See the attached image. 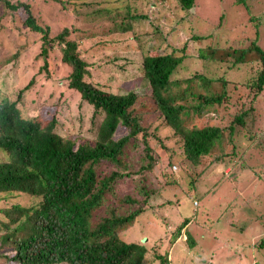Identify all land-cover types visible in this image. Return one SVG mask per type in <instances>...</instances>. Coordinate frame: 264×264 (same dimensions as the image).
<instances>
[{
  "label": "trees",
  "instance_id": "1",
  "mask_svg": "<svg viewBox=\"0 0 264 264\" xmlns=\"http://www.w3.org/2000/svg\"><path fill=\"white\" fill-rule=\"evenodd\" d=\"M140 1L115 0L111 5V0H43L44 10L40 12L41 16L49 12L55 14L62 5L64 12H72L80 18L85 13L78 12L79 9L85 11L87 8L89 16H100L104 12L111 21L113 34L133 32L140 54L145 53L140 59L137 84L147 93L140 96L148 95L153 104L136 110L133 107L138 98L136 92L112 94L83 79L87 64L79 57L75 40L65 39L69 33L67 28L50 38L48 28L32 16L29 4L0 0V5L5 8L4 16L8 14L12 18L10 34L15 37L12 41L14 52L0 44V70L23 54L25 44L15 34V23H18L26 29V35L31 33L39 39L38 57H46L52 46L57 48L61 64L70 69L67 89L76 93L85 104L82 110L91 108L90 120L102 114V119L88 136L89 130L82 133L84 114L82 119L77 118V123L63 116L65 107L56 114L51 106L52 95L45 85L43 90L32 92L33 78L23 86L12 83L10 87H5L0 80V199L22 195L32 201L29 205L16 203L0 209L3 218L0 219V264H149L145 261L146 255L158 264H169L166 251L155 254L152 251L155 245L146 246L145 237L136 238L135 242L119 239L120 231L137 226V220L145 214L148 201H151L148 200L150 194L155 193L153 188H146L141 182L149 179L150 172L160 162H165L167 168L178 165L180 175L190 174L189 179L185 178L190 188L199 169L220 166L228 160V173L223 176L230 173L237 156L234 141L239 135L248 143V150L257 145L264 147L256 140L257 133L253 130L260 127L253 112L257 111L255 103L264 87V50L257 44L258 31L264 27L262 4L258 3L255 9L244 0L231 1L233 6L246 12L251 13V8L254 11L248 20L253 36L242 38L240 43L220 46L215 44L214 35L191 36L190 40L198 45L194 55L196 60L224 64L227 70L243 69L250 81L249 91H252L247 108L240 102L241 97L234 98L237 108L225 119L220 115L216 121H204L199 119L204 109L218 106L223 100L231 103L224 90L225 82L219 78L221 86L215 90L211 85L214 81L200 74L183 79L172 77L187 56L183 53L185 44L181 49L172 48L167 53L160 51L164 39L157 41L155 48L151 39L141 45L139 40H144L145 36L134 30L132 20L150 22V19L147 15H131L140 9L137 5ZM67 4L71 6L70 11ZM161 4L163 13L156 20L175 17L185 23L188 18L201 20L202 17L204 25L210 24L207 17L196 11L202 4L200 0H161ZM224 13L225 10L220 14ZM151 31L161 33L158 25ZM147 45L149 49H146ZM8 88L7 96L5 90ZM143 108L147 113H157V124H141ZM76 109L82 115L78 106ZM133 110L139 113L133 114ZM194 121L197 124L191 123ZM119 130L124 134L114 138ZM258 136L264 141V130H260ZM136 149L139 154L135 164L139 168L132 173L138 178L134 181L135 194L120 198L113 186L122 177H129L125 170L134 163L132 158ZM248 150H242L238 155H246ZM102 163L111 166L107 173L101 172ZM160 175L162 178L165 174L161 172ZM174 176L169 174L162 179L167 183ZM173 183L178 185L177 180ZM215 185L193 199L209 202L208 194ZM177 195L180 197L181 192ZM109 198H114L115 202L109 203ZM236 200L237 210L244 211L239 208L238 198ZM244 203L248 204V201L244 200ZM122 206H127V212L120 213ZM96 210H103L105 214L94 224L90 219ZM188 222L190 219L182 220L171 235L172 241ZM146 229L148 233L153 232ZM187 237V243H192L189 248H193V239L188 234Z\"/></svg>",
  "mask_w": 264,
  "mask_h": 264
},
{
  "label": "rangeland",
  "instance_id": "2",
  "mask_svg": "<svg viewBox=\"0 0 264 264\" xmlns=\"http://www.w3.org/2000/svg\"><path fill=\"white\" fill-rule=\"evenodd\" d=\"M6 1L11 4H29L32 16L48 28L50 38L58 35L63 28H67L69 33L65 39L75 40L78 55L87 64L85 66L87 73L83 78L86 82L95 84L102 91L112 94L136 92L138 98L133 106L136 110L143 105L153 106L148 95L140 96V94L147 93L144 87H138L137 84V78L140 74V59L145 53L140 54L138 45L132 37V31L125 35L118 34V32L113 34L111 21L107 19L104 12H101L100 16H89L87 14L89 9L85 8V11L79 9L78 12L85 14L78 18L72 12H69L70 14L64 12L61 8L62 5L59 4L58 13L49 12L41 16L40 12L44 10L43 0ZM114 1L111 0L110 4L113 5ZM200 1L202 4L199 5L200 7L197 6L198 10L196 9V11H198V15L205 16L210 20L209 25L203 24L202 17L201 20L193 17L188 18L185 23L179 22L175 17L168 20H156L163 13L161 0H141V4L137 3L140 9L137 12H131V15H147L150 19V22L140 19L132 20L135 23L133 25L134 30L140 31L138 34L141 35L142 33L145 36L144 40H139L141 45L151 39L150 43L155 48L157 41L161 42L164 39L161 42L160 51L167 53L172 48L181 49L185 44L183 53L187 56L175 69L172 77L183 79L200 74L214 81L211 85L215 90L217 87L220 89L222 81L219 78L223 79L225 82V84L223 83L224 90L230 96L228 98L231 99V103H225L223 100L220 105H212L204 109L199 115L201 120L216 121L220 115L225 119L227 114L232 113L237 108L234 98L237 100L241 97L242 101L240 102L244 108L249 106V100L252 96V91H249L251 86L248 85L250 81L247 80V74L243 69L241 71L227 70L224 64L201 63L196 60L194 55L198 45L190 40L191 36L193 34L199 36L214 35L215 44L220 46H230L235 42L240 43L242 38L250 37L251 34L253 36V30L250 29L248 20L253 16L252 12L254 11L251 8V13L246 12L239 6H233L230 1ZM244 2L253 5L255 9L258 3H261L264 8V0H244ZM67 8L70 11L71 6L67 4ZM223 10L225 13L220 14ZM4 13L5 8L0 5V44L9 52L12 50L14 52L15 48L12 41H15V37L10 34V30H13V21L8 14V16H4ZM156 25L160 27V34L151 31ZM15 28V34L25 44L24 51L14 62L8 63L0 70V80L2 79L3 85L10 87L12 83H16L17 86H23L29 79L33 78L35 83L31 87L32 92L43 90V85H45L52 95L51 106H53L54 112L56 111L57 114L65 107L62 112L63 116H68L72 123H77V118L80 116L82 119L84 114L81 122L83 123L82 133L89 130L87 134L88 136L91 135L94 125L102 119V114L95 115L91 121V108L82 110L85 109V104L80 101L76 93L67 89V76L70 69L61 64L60 53L57 48L52 46V50L46 57H38L39 39L31 33L26 35V29L18 23H15ZM257 44L264 50V27L258 31ZM146 49H149L148 45ZM0 56L2 57L1 53ZM44 62L46 64L43 67ZM245 68L247 67L245 66ZM246 83L247 87L245 86ZM9 89L5 90L7 96ZM196 90L199 91L197 88ZM260 94L256 100L257 103H255L257 111L253 112L260 127L253 130L255 134L257 133L256 140L261 141L262 143L259 142V144L263 145L264 141L259 138L258 132L264 130V87ZM77 106L82 110V115L81 111L76 109ZM40 113L44 116V113ZM136 113L139 112L133 110V114ZM142 115L141 124L144 126L158 123L157 113L156 115L147 113L143 108ZM191 123L197 124L196 121ZM123 134L124 132L119 130L114 138H119ZM234 142L237 148V156L230 173L223 176V173H228L230 166L228 160L220 166L212 165L210 168H203L201 171L199 169L198 176L190 188L187 187L188 181L185 180V178L189 179L190 174L180 175L178 165L167 168L165 162H160L157 168L150 172L149 179L141 182L142 186L155 190V193L150 194L153 196L148 199L151 201H148L149 205L144 211L145 214L137 220V226L120 231L119 239L129 242L136 238L145 237L146 246L155 245L152 249L155 254L161 255L166 251L169 264H201V262L204 264H264V147L257 145L248 150V143L240 135ZM242 150L244 152L248 150L247 154L238 155ZM137 154H139V149L133 152L135 157L132 158V161L134 163L126 167L125 173H129V177H122L113 186V190L120 198L127 194H135L134 181L138 178L132 173L137 172L136 170L139 168L135 164V161H138ZM110 167L109 164L102 163L100 170L104 174L109 171ZM161 172L165 174L162 178L169 174L175 176L171 181L164 183L160 175ZM176 180L178 185L173 183ZM218 180L221 182L216 184ZM211 185L215 186L208 194L209 202H206V199L204 202L197 201L198 206L193 207L192 196H185L186 191L197 197L204 194V190H209ZM179 191L181 192L180 197L177 195ZM236 198L240 202L239 208L244 211L237 210ZM113 200L114 198H109L108 202L113 204L115 202ZM244 200H247L248 204H245ZM31 202L22 195L0 199V209L16 203L29 205ZM126 208L127 206H122L120 213L127 212ZM104 214L103 210L98 212L96 210L90 222L99 223ZM183 218L191 221L187 226L185 235L188 234L193 239L195 243L193 248H189L192 243H187L188 239L184 241L185 237L182 234H184L185 229H181L177 239L172 241L171 235L181 225ZM145 227L152 229L153 232L148 233ZM170 241V245L167 246ZM151 258V256L146 255L145 261L149 264H158Z\"/></svg>",
  "mask_w": 264,
  "mask_h": 264
},
{
  "label": "clouds",
  "instance_id": "3",
  "mask_svg": "<svg viewBox=\"0 0 264 264\" xmlns=\"http://www.w3.org/2000/svg\"><path fill=\"white\" fill-rule=\"evenodd\" d=\"M221 1V0H220ZM230 2L232 1V0H229ZM226 173V172H225ZM187 192V194L185 195V196H192V206L193 207H197L198 206V203H197V201L196 200H194L193 198H194V195L193 194H191L190 192H188V191H186ZM197 203V204H196ZM193 210V209H192ZM184 219V218H183ZM187 219V218H186ZM188 220V219H187ZM191 222V221H190ZM190 222H188L184 227H182L181 229H185L184 231H183V233L184 234H182L184 237H185V239H184V241H186L187 239H188V237H187V235H185V233H186V229H187V226L190 224ZM177 239V238H176ZM255 264H259V263H255Z\"/></svg>",
  "mask_w": 264,
  "mask_h": 264
}]
</instances>
